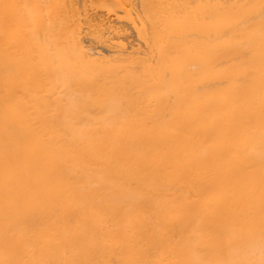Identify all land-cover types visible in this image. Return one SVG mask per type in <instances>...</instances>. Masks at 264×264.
I'll return each mask as SVG.
<instances>
[{
  "label": "bare ground",
  "instance_id": "1",
  "mask_svg": "<svg viewBox=\"0 0 264 264\" xmlns=\"http://www.w3.org/2000/svg\"><path fill=\"white\" fill-rule=\"evenodd\" d=\"M0 264H264V0H0Z\"/></svg>",
  "mask_w": 264,
  "mask_h": 264
},
{
  "label": "rangeland",
  "instance_id": "2",
  "mask_svg": "<svg viewBox=\"0 0 264 264\" xmlns=\"http://www.w3.org/2000/svg\"><path fill=\"white\" fill-rule=\"evenodd\" d=\"M127 23H128V22L125 21V24H126L127 26H131V29H133V31H134V30H135L134 26H133L132 24L130 25L129 23H128V24H129V25H128ZM135 34H136V33H135ZM135 34H134L135 38H134V37H133V38H134V40L136 39V41H137L138 39H137V36H136ZM137 42L140 43L141 45H143V42L141 43L139 40H138ZM99 49H100V48H99ZM103 49L105 50V49H107V48H105V47L101 48V50H103ZM105 51H107V50H105Z\"/></svg>",
  "mask_w": 264,
  "mask_h": 264
}]
</instances>
